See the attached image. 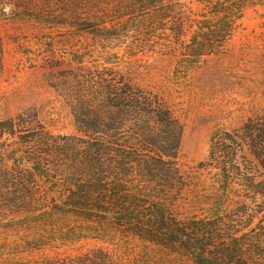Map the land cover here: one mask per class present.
Wrapping results in <instances>:
<instances>
[{
  "label": "trees",
  "instance_id": "trees-1",
  "mask_svg": "<svg viewBox=\"0 0 264 264\" xmlns=\"http://www.w3.org/2000/svg\"><path fill=\"white\" fill-rule=\"evenodd\" d=\"M0 4L79 42L63 85L75 134L29 112L0 120V264H264V105L211 134L196 166L209 177L191 182L183 124L153 80L224 53L244 8L264 0ZM90 240L108 246H77Z\"/></svg>",
  "mask_w": 264,
  "mask_h": 264
},
{
  "label": "rangeland",
  "instance_id": "rangeland-1",
  "mask_svg": "<svg viewBox=\"0 0 264 264\" xmlns=\"http://www.w3.org/2000/svg\"><path fill=\"white\" fill-rule=\"evenodd\" d=\"M1 6L0 120L29 112L53 133L75 134L63 85L76 80L78 40L65 42V30L41 29L25 18L9 16ZM155 55L138 53L136 57L151 62ZM174 63L153 80L183 124L177 160L193 182L209 177L196 166L208 153L211 134L217 129L239 131L264 105V5L244 8L224 53L200 58L187 72ZM84 64L90 67L91 59L86 57ZM79 245L84 249L108 246L93 240Z\"/></svg>",
  "mask_w": 264,
  "mask_h": 264
}]
</instances>
